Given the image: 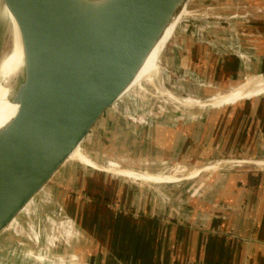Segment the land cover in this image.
Instances as JSON below:
<instances>
[{"label": "water", "instance_id": "1", "mask_svg": "<svg viewBox=\"0 0 264 264\" xmlns=\"http://www.w3.org/2000/svg\"><path fill=\"white\" fill-rule=\"evenodd\" d=\"M0 2V24L6 5L20 28L25 57L24 82L13 84L19 109L0 128V264H34L103 204L118 177L138 162L220 0ZM6 34L0 30V43ZM160 46L154 66L143 72ZM108 127L119 138L110 130L101 142L98 135ZM95 143L115 157L120 153L119 162L91 159L84 146ZM84 251L72 262L85 263L90 254ZM67 256L59 251L56 263Z\"/></svg>", "mask_w": 264, "mask_h": 264}, {"label": "rangeland", "instance_id": "2", "mask_svg": "<svg viewBox=\"0 0 264 264\" xmlns=\"http://www.w3.org/2000/svg\"><path fill=\"white\" fill-rule=\"evenodd\" d=\"M245 1L220 0L211 26L201 43L194 62L183 75L181 82L176 81V95L190 106L196 107V112H187V110L181 108L177 96H175V100L169 102L166 110L177 106L184 110L182 111L183 114L192 115L195 118L191 123L182 125L177 123V126L163 119L157 120L153 128L163 127L164 129L184 130L185 127L190 125H201L196 127L195 137L187 140L181 146H177L180 154L179 159L176 158L173 161L161 159L141 160L142 155H140L138 162L128 168L126 173L130 175L124 173L123 177L114 176L121 179L119 184L122 183L126 188L130 186V188L136 190L125 193L123 196L125 200L119 199L116 208L113 207L101 213V218L107 228V241L111 239L109 235H113L114 243L121 239L123 244H131V246L137 244L139 246L138 250L148 251V256L152 259L170 254L172 258L177 259V262L178 259L181 261L182 258L189 255L198 256L208 253L211 246L207 242V238L199 240L197 237L183 234V231L179 233L172 225L180 223L204 224V221L211 217L213 221L217 218L226 219L237 214L233 213L238 210V200H235V202L222 200L221 198L217 202L211 200L209 195H211L212 189L208 191L209 193H204L202 189L208 188L206 185L209 184L203 183L201 179L211 172L220 173L219 176L227 179L238 173L242 175L252 173L251 170L260 171L262 169L264 171V111L261 114L257 111V116L253 119L254 127L248 128L247 126L251 122V106L258 101L261 103L264 95L254 98L256 101L248 109H242L243 111L239 112L221 108L223 110H212L215 112L211 111L210 113L201 108L206 104L228 103L233 100L226 97L232 93H227L229 90H236L244 85L246 81L252 83L264 80V64L257 65L258 56H255L256 52L260 50L261 56L259 55V57L264 59V3L262 0H257V3L253 0ZM259 1L261 2L259 3ZM243 22H258L261 27L244 28L240 25V35L237 38L223 34L227 27ZM213 31L216 33H213ZM5 36L7 37L8 34ZM225 40L234 45V52H232V48L225 45ZM1 49L0 46V55ZM153 66L154 63L150 65V68ZM190 69L191 74L188 73ZM218 73L222 76L231 73L239 75L236 76L239 85L236 86L237 81L232 80L229 89L215 86L213 76ZM256 77L258 79H254ZM170 79L173 80L172 75ZM171 84L173 85V82ZM146 89L149 90V87L146 86ZM240 104H242V101ZM203 111L205 114L199 115ZM244 111L245 113L242 114ZM110 130L108 127L107 132L104 130L105 132L103 131L98 135L101 142L105 143L112 131ZM112 132L115 137L118 136L119 138L120 134L116 129H113ZM104 143L85 145L84 153L93 160L94 158L103 157L109 162H119L117 159H121L120 153L116 157L113 156V151L106 150ZM76 161L78 162V160ZM261 162L263 164H260ZM77 164L83 169L87 168L80 162ZM106 167L107 169L110 168L108 165ZM113 170L117 171L115 168ZM145 174H153L154 177L171 175L170 177L173 176V179L168 180L166 178L165 181L157 183L150 180H141ZM130 176H133L134 179ZM247 184H253L252 178L242 180L240 187ZM116 189H118V186ZM116 191L119 194L121 189ZM190 194L197 199L193 204L188 203V199L191 201ZM200 200L206 202L201 203ZM199 204L203 205L200 206ZM251 212L254 213L252 210ZM151 218V225L146 226L145 221ZM209 224L211 223L209 222ZM154 227H157V229ZM72 230L69 231L67 236ZM67 236L60 240L58 246L52 250V254L56 256L59 251L67 250L69 257L67 256L68 258L64 260V264H79V262H72L74 260L72 257L85 255L81 253L84 250L81 251L78 247V240L65 242ZM167 242H171L173 245H168ZM220 246L216 247L215 255L220 256L224 251L223 249L228 247ZM231 248L230 245L229 249ZM132 249L128 246L131 254L137 248L133 247ZM231 253H235L233 249H231ZM131 254L129 256L134 257ZM100 261L97 257L94 258L90 255L82 264H101ZM161 264H166V262L161 261Z\"/></svg>", "mask_w": 264, "mask_h": 264}, {"label": "crops", "instance_id": "3", "mask_svg": "<svg viewBox=\"0 0 264 264\" xmlns=\"http://www.w3.org/2000/svg\"><path fill=\"white\" fill-rule=\"evenodd\" d=\"M247 1V0H246ZM245 1V2H246ZM257 3V0H253ZM264 3V0H262ZM248 2V1H247ZM261 1H259L260 3ZM262 3V4H263ZM240 25L244 28H255L261 27V25L257 22H243L242 24L236 23L234 26H229L227 29L223 31L224 35L230 36L237 34L240 35ZM213 33H216L213 31ZM225 45L233 50V44L228 43L225 40ZM261 51L256 52V57L258 56V64H264V59L259 57ZM261 56V55H260ZM191 71V69H190ZM214 75V74H213ZM239 75H235L233 73L222 76L220 73L213 76L214 85L217 87H225V89H229L230 82L232 80L237 81V77ZM258 79V77L254 78ZM241 82V81H240ZM239 82V83H240ZM249 82H245L244 85L252 84ZM239 85L238 81L236 82V86ZM242 85V86H244ZM232 89V88H231ZM234 90V89H233ZM233 90H229L227 93L233 92ZM228 91V90H223ZM264 95V88L258 90L254 95L242 97L239 96L233 99L230 102L219 103L218 105H203L201 107L203 110L211 113L212 110H223L221 108L230 109L233 112L243 111L242 109H248L252 103L256 101V97ZM251 99V100H250ZM248 100V101H244ZM242 101V104H240ZM244 101V102H243ZM235 104V105H234ZM228 106V107H227ZM238 106V107H237ZM225 109V110H226ZM184 111L181 110L180 107H172L168 110H165L164 114L159 117L158 120H166L172 123L174 126L182 124L191 123L195 118L192 115H185L182 113ZM212 111V112H215ZM252 115L250 117V121L248 128L254 127L253 119L257 116V111L261 114L264 111V99L260 103L258 101L256 104L251 106ZM242 112V114H244ZM181 115V116H180ZM184 115V116H183ZM243 124H245L243 122ZM171 126V125H169ZM200 127L201 125H190L185 127L184 130H176V129H168V128H156L153 129L148 141L145 144V147L142 150L141 160H164V161H173V159H179V153L177 146H181L187 140L195 137L196 127ZM252 173L245 174H235L234 177H229L224 179L219 176L220 173H213L205 175L202 180L203 183H208V188H203L202 191L207 193L212 189L211 200L218 201L220 198L229 200L231 202H235L238 200V210L234 211L233 214L237 213L236 217L229 216L226 219H208L204 221V224H173L172 227L176 229L179 233L184 232L183 234H188L192 237H197L199 240L207 238L211 246L210 251L205 254H201L198 256H187L182 258L181 261L177 262L176 258H172L171 255H165L160 258H151L147 252L138 250L137 244L135 246H131V244H123L121 239L117 243H114L113 235H109L111 238L107 241L106 232L107 228L104 225V220L101 218V213L105 210H109L111 208H116L118 200L122 199L125 193L136 190L134 188H126L122 183L118 185V189L121 191L118 192L115 190L111 194H109L108 199L98 208L96 212L91 214L83 223H81L77 228H74L70 234L67 236L65 240L69 242L78 240V247L80 250H86L85 253H89L94 258H98L101 260V264H161V261L166 262V264H264V171L262 169L259 170H251ZM126 175H130L126 173ZM154 176L153 174H145L142 176L141 180H150V178ZM161 176V175H160ZM169 176V175H168ZM171 176V175H170ZM129 177V176H128ZM173 177V176H172ZM130 178L134 179L133 176ZM252 178L253 184H247L246 186L242 185L240 187V183L242 180ZM131 181V180H130ZM157 183V182H155ZM205 186V187H206ZM199 190L197 189V192ZM209 193V192H208ZM197 194V193H196ZM191 195V201L188 199L189 204L195 203L197 200L195 196ZM201 203H205L206 201L200 200ZM200 205V204H199ZM201 204L200 206H202ZM252 211L254 213L252 214ZM221 220V221H220ZM212 221V222H211ZM216 221V222H215ZM220 221V223H218ZM209 222L211 224H209ZM152 223V218L148 221H145L146 226H150ZM208 223V224H207ZM184 225V226H182ZM187 226H193L194 228H200V230L196 229H188ZM157 229V227H154ZM203 230V231H202ZM205 230V231H204ZM209 230L221 231L227 234L236 235L239 238H230L224 236H218L216 234L208 233ZM158 232V230H157ZM163 232V231H162ZM114 234V233H113ZM120 238V237H119ZM121 243V244H120ZM198 243V242H197ZM169 245H173L171 242H167ZM228 246L227 249H223L222 254L215 255L216 247ZM230 245L232 246L234 254L230 251ZM128 246L137 248L134 249L133 254L128 250ZM142 247V246H141ZM133 250V249H132ZM131 250V251H132ZM88 251V252H87ZM138 251V252H136ZM212 252V253H211ZM129 253V254H127ZM211 253V254H210ZM134 255V257H130L129 255ZM89 255V257H90ZM77 256V255H76ZM163 256V254H162ZM202 257V258H201ZM86 260L88 257H84ZM187 259V260H186ZM36 264H57L55 260V256L52 254V251L44 256L41 260L35 262Z\"/></svg>", "mask_w": 264, "mask_h": 264}, {"label": "bare ground", "instance_id": "4", "mask_svg": "<svg viewBox=\"0 0 264 264\" xmlns=\"http://www.w3.org/2000/svg\"><path fill=\"white\" fill-rule=\"evenodd\" d=\"M0 4L2 3L0 2ZM4 7L6 15L0 24V30L2 32L8 31V37L6 40H4L3 38L0 43V46L2 48L0 55V128L7 122L10 117H14L19 109L18 104L13 102V99L15 97L13 84L18 86L19 84L24 82L23 74L25 72L24 48L21 33L19 30L20 28L18 27L13 11L10 10V8H8L6 5H4ZM230 36L233 38L238 37L236 33ZM162 45L163 43L161 44V46ZM161 46L156 49L151 58L148 60L146 68L143 72L148 71V69L150 70V65L156 62ZM188 73L191 74V71L189 70ZM263 88L264 80H260L252 84L241 86L236 90L232 89L233 92L231 94H228L226 97L228 99H235L242 95V97H247L254 95L258 90ZM74 155H77V151L74 153ZM260 164L263 163L261 162ZM166 178L168 180L173 179V177H170V175H162V177L152 176L150 179L153 182H163Z\"/></svg>", "mask_w": 264, "mask_h": 264}, {"label": "trees", "instance_id": "5", "mask_svg": "<svg viewBox=\"0 0 264 264\" xmlns=\"http://www.w3.org/2000/svg\"><path fill=\"white\" fill-rule=\"evenodd\" d=\"M195 58H196V57H195ZM114 191H115V190H114ZM108 196H109V195H108ZM107 199H108V197L105 199V201H106ZM101 205H102V204H101ZM101 205H100V206H101ZM100 206H99V207H100ZM97 210H98V208H97L94 212H96ZM94 212L89 213L88 216H87V218H88L91 214H93ZM87 218H86V219H87ZM86 219H85V220H86ZM85 220H84V221H85ZM84 221H83V222H84ZM83 222H82V223H83Z\"/></svg>", "mask_w": 264, "mask_h": 264}]
</instances>
